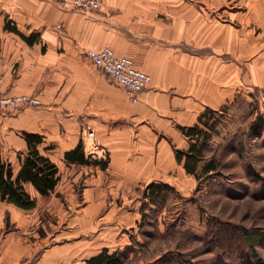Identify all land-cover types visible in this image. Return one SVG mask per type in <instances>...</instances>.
<instances>
[{"label": "crops", "instance_id": "1", "mask_svg": "<svg viewBox=\"0 0 264 264\" xmlns=\"http://www.w3.org/2000/svg\"><path fill=\"white\" fill-rule=\"evenodd\" d=\"M20 33L37 37L30 43ZM90 47L131 56L152 76L137 102L87 59ZM254 88H264V0H104L95 12L59 0H0V89L41 99L37 107L0 111L2 156L18 174L28 149L24 132L41 135L38 148L59 167L52 195L64 167L87 166L65 157L80 141L89 157L109 152L107 169L89 177L86 203L77 210L87 226L117 208L108 187L170 183L175 158L162 133L175 142L187 138L179 126L196 124L208 107L233 104ZM26 186L37 203L49 196ZM0 205L14 207L18 223L7 232L0 223V264H80L74 262L80 254L85 261L110 248L27 243L22 233L35 208L1 197Z\"/></svg>", "mask_w": 264, "mask_h": 264}, {"label": "rangeland", "instance_id": "2", "mask_svg": "<svg viewBox=\"0 0 264 264\" xmlns=\"http://www.w3.org/2000/svg\"><path fill=\"white\" fill-rule=\"evenodd\" d=\"M59 1L75 11L95 12L74 9ZM90 48L85 51L86 57ZM142 92L136 101L126 95L137 102ZM26 95L39 98L40 103L0 111L41 105L39 94ZM222 107L225 112L219 131L202 162L216 158L221 164L218 174L198 179L187 173L183 163L176 159L175 148H187L188 139L182 135L175 142L172 136L162 133L159 138L167 140L175 158V167L167 174L170 183L143 182L129 189L108 187V200L114 203L112 207H117L112 214L117 213L96 217L94 224H90L95 225L93 228L76 214L80 212L78 207L80 210L86 203L89 177L96 169L107 168L94 163L86 164L85 169L64 167L57 191L38 202L31 212L27 229L22 233L27 243L38 242L40 246L77 243L82 248L104 244L112 249L110 252H119L124 264H264V240L249 245L244 238L245 234H264V88H254L249 94L240 92L233 104ZM259 125L261 132L257 133ZM87 129L93 138L95 130L89 126ZM103 156L110 162L109 152ZM95 159L91 157L92 161ZM152 183L169 186L158 204L150 203ZM12 209L0 205V223L5 225L6 232L18 230V223L11 219ZM74 262L84 264L81 254Z\"/></svg>", "mask_w": 264, "mask_h": 264}, {"label": "trees", "instance_id": "3", "mask_svg": "<svg viewBox=\"0 0 264 264\" xmlns=\"http://www.w3.org/2000/svg\"><path fill=\"white\" fill-rule=\"evenodd\" d=\"M8 28L18 31L16 27L9 23ZM20 34L30 43H33L37 37L35 34L30 36ZM224 112L223 107L220 109L208 107L200 115L196 124L179 126L182 133L187 137L189 146L185 149L175 148L176 159L183 163L187 173L198 179L206 174L219 173L221 164L216 158H211L204 164L202 162L205 160L206 151L213 136L219 131L218 127ZM257 129V133H260V125ZM24 135L28 142V149L24 157L20 155L22 166L18 174L14 173L12 163L3 158L0 147V197L3 201L19 208L31 210L37 206V198L28 191L26 184H32L40 194L47 196L55 190L60 177L57 163L38 148V144L42 142L43 137L27 131L24 132ZM65 157L69 162L81 165L94 163L104 169L109 164V160L103 158L92 161L91 157L86 154L83 141L67 151ZM149 188L151 189L149 193L150 203L158 204L164 189L169 188V186L167 184L152 183ZM244 238L247 244L253 245L264 240V234H245ZM252 255L256 256L255 252ZM124 261L119 252H110L108 248H105L99 254L87 258L84 264H124Z\"/></svg>", "mask_w": 264, "mask_h": 264}, {"label": "built area", "instance_id": "4", "mask_svg": "<svg viewBox=\"0 0 264 264\" xmlns=\"http://www.w3.org/2000/svg\"><path fill=\"white\" fill-rule=\"evenodd\" d=\"M74 9L97 11L103 0H61ZM91 62L109 75L117 84L125 89L131 100L136 101L140 92L146 90L152 76L136 66L130 56L119 55L112 48H90L86 52ZM39 98L26 94L10 95L0 91V109L18 108L21 106L38 105Z\"/></svg>", "mask_w": 264, "mask_h": 264}]
</instances>
